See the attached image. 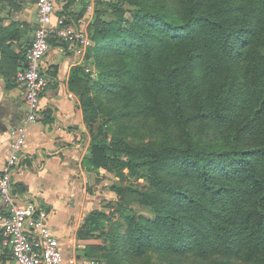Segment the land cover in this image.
<instances>
[{"label":"trees","instance_id":"trees-1","mask_svg":"<svg viewBox=\"0 0 264 264\" xmlns=\"http://www.w3.org/2000/svg\"><path fill=\"white\" fill-rule=\"evenodd\" d=\"M122 1L136 6L110 4L111 20L98 8L89 29L95 48L86 62L94 53L100 77L79 65L71 85L91 137L84 162L128 169L147 187H111L122 198L137 192L153 212L129 209L127 251L154 250L178 264H264V0H173L178 15L146 0ZM197 117L230 125L229 145L193 140ZM112 121L125 134L149 121L184 141L133 146L109 136L104 123ZM105 224L103 210H94L80 235Z\"/></svg>","mask_w":264,"mask_h":264},{"label":"crops","instance_id":"crops-1","mask_svg":"<svg viewBox=\"0 0 264 264\" xmlns=\"http://www.w3.org/2000/svg\"><path fill=\"white\" fill-rule=\"evenodd\" d=\"M102 1L57 0V15L65 16L71 26L89 30L96 11L105 5ZM36 13L37 0H0V170L9 155L12 131L26 119L25 89L16 74L26 66ZM86 54L77 53L67 42L50 39L44 58L48 83L40 97L39 120L26 126L24 150L12 176L19 204L38 200L50 211L49 224L66 258L62 264H96L93 233L80 232L87 233L86 220L101 192L97 184L89 185L91 168L84 159L91 137L78 91L71 85L73 69L87 64ZM0 264H18L1 232Z\"/></svg>","mask_w":264,"mask_h":264},{"label":"built area","instance_id":"built-area-1","mask_svg":"<svg viewBox=\"0 0 264 264\" xmlns=\"http://www.w3.org/2000/svg\"><path fill=\"white\" fill-rule=\"evenodd\" d=\"M56 1L37 0V24L26 51V66L16 74L25 89L26 119L12 131L9 155L0 170V232L18 264H62L66 259L60 239L49 224L50 211L38 200L19 204L12 191V176L25 146L26 126L39 120L40 97L48 83L44 58L50 39L69 43L81 55L95 43L87 28L71 26L65 16L57 15ZM69 261L74 263L75 259Z\"/></svg>","mask_w":264,"mask_h":264},{"label":"rangeland","instance_id":"rangeland-1","mask_svg":"<svg viewBox=\"0 0 264 264\" xmlns=\"http://www.w3.org/2000/svg\"><path fill=\"white\" fill-rule=\"evenodd\" d=\"M102 1V0H101ZM104 3V1H102ZM107 5L99 7L100 12L105 14L106 20H111L114 18L115 9L111 7L110 4H120L123 8H132L133 4L125 2L122 0H106ZM151 5H159L168 7L172 14L178 15V8L174 5L173 0H146ZM102 3V4H103ZM136 6V5H135ZM126 16H130V13H126ZM92 50L95 48V43L92 46ZM89 61L86 63V71L90 75L98 79L99 69L97 64L94 62L95 55L91 54ZM95 91H92V95H96ZM102 94V92H101ZM105 117L100 115L99 121L103 123ZM121 123H125V119L119 120ZM150 122H152L150 120ZM147 121V126L142 127L140 130L135 131L133 134H125L123 131L125 128H120L116 123L112 121V125L107 127V132L110 137L114 133L120 136H124L125 139L130 142L133 146H144L145 144H154L158 142H165L167 144L175 142H183V137L180 136L177 130L166 129L158 124H150ZM111 123V121H110ZM221 124L217 119L211 117H197L191 122L189 126V135L193 140L206 143L208 145L220 146V144H226L231 136L232 127L230 125ZM223 127V129H220ZM88 178L89 185L97 184L98 191L101 194L98 195L97 207L94 210H103V216L107 219V224L102 226L101 229L93 232L91 238H94L95 250V261L98 264H178L176 262L171 263L170 259L165 257L163 254L158 253L154 250L147 251L144 255L140 257L132 256L127 251V245L123 241V236L126 235L128 224L125 219L126 214H128L129 209L137 211L138 213H145L152 215L153 212L148 208L140 204V195L135 191H128L125 197H121L118 192L114 191L111 187L125 186L132 184L133 186H138L141 189H146L142 180L134 178L128 169H105L101 168L98 170L90 169ZM166 174V172H163ZM169 179L168 175L166 176ZM93 210V211H94ZM120 235V236H119ZM113 237V238H112ZM117 237V238H116ZM119 237V238H118ZM238 262V260H234ZM182 264H208L204 261H196L193 258L189 260H184ZM251 264V263H248Z\"/></svg>","mask_w":264,"mask_h":264}]
</instances>
